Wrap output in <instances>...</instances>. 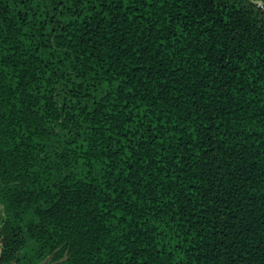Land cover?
<instances>
[{
    "label": "trees",
    "instance_id": "trees-1",
    "mask_svg": "<svg viewBox=\"0 0 264 264\" xmlns=\"http://www.w3.org/2000/svg\"><path fill=\"white\" fill-rule=\"evenodd\" d=\"M0 264H264V9L0 0Z\"/></svg>",
    "mask_w": 264,
    "mask_h": 264
},
{
    "label": "built area",
    "instance_id": "built-area-1",
    "mask_svg": "<svg viewBox=\"0 0 264 264\" xmlns=\"http://www.w3.org/2000/svg\"><path fill=\"white\" fill-rule=\"evenodd\" d=\"M257 5H259L262 9H264V0H254Z\"/></svg>",
    "mask_w": 264,
    "mask_h": 264
},
{
    "label": "crops",
    "instance_id": "crops-1",
    "mask_svg": "<svg viewBox=\"0 0 264 264\" xmlns=\"http://www.w3.org/2000/svg\"><path fill=\"white\" fill-rule=\"evenodd\" d=\"M2 217V209H1V206H0V219Z\"/></svg>",
    "mask_w": 264,
    "mask_h": 264
},
{
    "label": "snow or ice",
    "instance_id": "snow-or-ice-1",
    "mask_svg": "<svg viewBox=\"0 0 264 264\" xmlns=\"http://www.w3.org/2000/svg\"><path fill=\"white\" fill-rule=\"evenodd\" d=\"M0 259H2V257H0Z\"/></svg>",
    "mask_w": 264,
    "mask_h": 264
}]
</instances>
